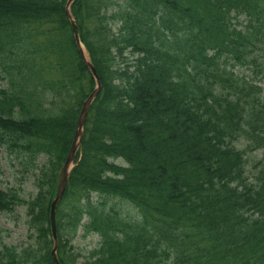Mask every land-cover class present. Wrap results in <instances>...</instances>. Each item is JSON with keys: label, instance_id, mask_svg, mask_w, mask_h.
<instances>
[{"label": "trees", "instance_id": "16d2710c", "mask_svg": "<svg viewBox=\"0 0 264 264\" xmlns=\"http://www.w3.org/2000/svg\"><path fill=\"white\" fill-rule=\"evenodd\" d=\"M66 1L0 0V146L37 189L0 187V213L22 205L31 232L0 243V264H55L50 202L94 86ZM70 10L101 90L56 210L60 263L264 264V0H74ZM79 228L97 236L86 253L73 250Z\"/></svg>", "mask_w": 264, "mask_h": 264}, {"label": "rangeland", "instance_id": "374dc122", "mask_svg": "<svg viewBox=\"0 0 264 264\" xmlns=\"http://www.w3.org/2000/svg\"><path fill=\"white\" fill-rule=\"evenodd\" d=\"M85 54L86 51L84 50ZM60 54V51L59 53ZM126 56L128 55L125 53ZM125 62H120V66H123ZM247 70H241L242 74H246ZM3 74V73H1ZM2 76V75H1ZM43 76H47V70L44 71ZM59 78L58 76H56ZM257 80L260 81L263 92H264V78ZM6 84V79L0 78V87L4 86ZM74 90L78 89V83L74 86ZM238 147L243 148L244 143H239ZM261 158V152L255 151V152H249L247 155L248 159V174L252 175L256 163ZM44 161V159H43ZM18 169V162H16L15 159L11 155H9L3 147L0 146V187H8L11 185H20L19 188L21 189L20 192L24 196H30L34 195L36 192V189L33 186V180L32 177H27L24 180H21V183L19 181V173L17 171ZM94 199H99V197L94 196ZM116 202V206L120 208L124 213H130L133 214L134 209L122 202ZM0 243L2 244H11V245H22L27 242V240H30L28 237L29 232L28 225H27V216L25 215V210L23 207H17L11 212H4L0 213ZM33 239V238H32ZM97 241L96 236H87L83 237L79 234L73 239V250L74 252H81L86 253L87 250L92 248ZM81 260V259H80Z\"/></svg>", "mask_w": 264, "mask_h": 264}, {"label": "water", "instance_id": "95a60500", "mask_svg": "<svg viewBox=\"0 0 264 264\" xmlns=\"http://www.w3.org/2000/svg\"><path fill=\"white\" fill-rule=\"evenodd\" d=\"M71 1L72 0H69L68 4ZM66 15L71 21L73 35H74V38H75L77 45L79 46V36H78V31H77V25H76L75 21L73 20V18L71 17L68 9H66ZM84 62L86 64L87 68L89 69V71L95 77L96 88L91 92V94L84 101V103L81 107L80 114H79V117L77 120V127H76V131H75L74 140H73V143L71 146V150H70V153L65 160L63 168L61 169V172L59 175V182H58V186H57V192H56V195H55V197L52 200L51 205H50V225H51V232H52V236H53V240H54V244H53V248L51 250V254H52L53 260L56 264H60V262L58 261V258L56 256V250H57V245H58L57 244V234H56V224H55L56 205L62 197L64 188L66 185V181H67L68 170L70 168L71 162L74 159L75 153L77 151L78 145H79L81 137H82V130H83L86 114H87V111L89 109L90 103L92 102L93 98L98 94V92L100 90V81H99V77L96 73L94 66L89 61H87L86 59H84Z\"/></svg>", "mask_w": 264, "mask_h": 264}]
</instances>
